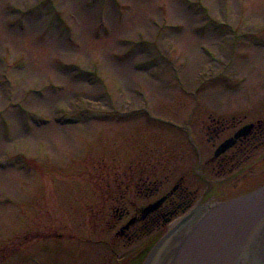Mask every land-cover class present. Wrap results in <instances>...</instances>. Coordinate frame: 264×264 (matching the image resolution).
I'll return each instance as SVG.
<instances>
[{"label":"rangeland","instance_id":"rangeland-1","mask_svg":"<svg viewBox=\"0 0 264 264\" xmlns=\"http://www.w3.org/2000/svg\"><path fill=\"white\" fill-rule=\"evenodd\" d=\"M211 112L264 116V0H0L1 264H141L188 211L132 242L81 216L113 214L110 183L144 165L164 189L184 177L191 209L230 198L264 167H249L264 140L220 174L210 158L231 131L208 141Z\"/></svg>","mask_w":264,"mask_h":264},{"label":"flooded vegetation","instance_id":"flooded-vegetation-1","mask_svg":"<svg viewBox=\"0 0 264 264\" xmlns=\"http://www.w3.org/2000/svg\"><path fill=\"white\" fill-rule=\"evenodd\" d=\"M238 120L242 121V118H239ZM250 124H252V126L248 129L246 134L235 137V134L239 129ZM205 130L208 132L207 140L213 142V144H215V141L220 139L224 133L229 130L231 131L218 142L215 150L227 138H234L235 142L219 155H214V150V153L210 158V161L217 160L218 163L221 164V167L225 168V170H223L220 174H231L235 172V170L237 172V170L241 168L239 165H242L244 160L252 158V153H254L253 150L259 146L256 142L264 140V116L248 120L240 125L235 121L234 115L228 119V117L215 115L211 112L209 113V122L205 125ZM194 138L196 140L198 152L201 155V146L197 143L198 138L195 134ZM260 143H264V141ZM253 145L254 147H252ZM244 156L247 158H244ZM238 157L243 158L236 159ZM262 157H264V155H262ZM234 160L235 162H233ZM261 160L262 159H259V161L253 163L252 166L249 167L256 168L260 165H264V162L261 164L259 163ZM26 163L36 169L41 168V166L34 159L28 158ZM141 168L142 169L136 168L128 175L127 173H123L121 178L115 179L116 181H114L112 185L110 183V187L107 189L108 193H105V195L106 199L109 198L111 201L113 200L114 204L112 203L108 206V210L111 208L112 210L114 209L113 214L110 212L106 213L105 208L103 209L102 207L96 209L97 214H82L81 217H87V224L89 227V217H112L111 223L108 225L109 231L116 227L115 232L118 237L125 238L128 242H132L135 238L140 239L148 234H151L154 230L155 224L169 222L170 219L184 213L186 209L193 204L197 191L188 189V187L184 186L182 179L184 177H180L172 187H166L164 189L166 181L165 177L161 179L154 178L155 175L152 171H150V166L147 167L144 165V167L141 166ZM261 168L256 174L253 170L247 174L240 175L231 187L222 188L221 193L225 195L230 194V197L239 194L238 192L235 193L237 188L247 179L256 181L254 188L261 185L264 183L261 182V178L264 179V167L262 169ZM162 189H164L163 192L154 198V196L160 193ZM147 199L149 200L141 202L142 200ZM158 199H162L158 207L151 211L145 210L149 204ZM87 206L88 205L86 203L85 207L87 208ZM54 233L57 234V236H62L60 232L55 231ZM55 234L51 232V235ZM146 248L147 247H141L138 250L139 258L142 255L144 257L147 250ZM245 255H248L247 252L243 255V257ZM4 258L5 253L0 247V264L4 261ZM241 264L247 263H244L243 261ZM253 264H261V262L256 261L253 262Z\"/></svg>","mask_w":264,"mask_h":264},{"label":"water","instance_id":"water-1","mask_svg":"<svg viewBox=\"0 0 264 264\" xmlns=\"http://www.w3.org/2000/svg\"><path fill=\"white\" fill-rule=\"evenodd\" d=\"M251 126H243L235 137L246 134ZM234 142V138L226 139L215 154L225 151ZM161 201L150 204L145 210L155 209ZM201 210L197 223L175 250L171 264H240L246 252L257 262L264 260V184L247 193L216 200L202 206ZM183 220L155 242L142 264L155 262L163 247L180 230ZM251 239L253 243L248 246Z\"/></svg>","mask_w":264,"mask_h":264},{"label":"bare ground","instance_id":"bare-ground-1","mask_svg":"<svg viewBox=\"0 0 264 264\" xmlns=\"http://www.w3.org/2000/svg\"><path fill=\"white\" fill-rule=\"evenodd\" d=\"M195 208L193 210V217H186L184 220L180 219L176 223H179L183 220V225L179 228L180 230L177 232V234L174 236L173 239H171L161 250L159 253V256L157 257L154 264H171V261L174 257L175 250L182 242L185 235L191 230V228L197 223L198 219L200 218L199 212H203L200 208ZM204 209V208H203ZM197 212L195 214V212ZM180 226V225H179ZM253 243V240L251 239L248 241V246H250ZM264 251V250H263ZM261 264H264V260H261Z\"/></svg>","mask_w":264,"mask_h":264}]
</instances>
